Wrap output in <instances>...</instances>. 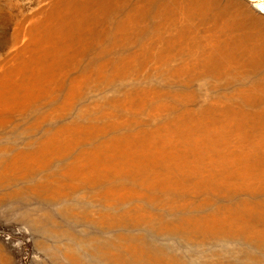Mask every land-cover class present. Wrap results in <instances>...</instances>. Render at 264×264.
Returning <instances> with one entry per match:
<instances>
[{"label":"bare ground","instance_id":"1","mask_svg":"<svg viewBox=\"0 0 264 264\" xmlns=\"http://www.w3.org/2000/svg\"><path fill=\"white\" fill-rule=\"evenodd\" d=\"M217 1H57V17L43 35L55 21L67 31L55 40L62 43L56 52L65 60L62 69H75L76 55L88 57L89 71L111 86L139 74L149 59L161 73L185 56L170 71L186 88L223 76L227 85L246 86L223 97V106L216 98L189 108L193 96L173 95L180 110L163 105L156 92L131 87L122 107L77 110L76 119L55 125L49 122L70 115L80 95H0V190H8L0 202L19 212L40 246L52 243L70 264H264V26L235 11L224 27L227 13L212 9ZM252 6L264 15L262 4ZM214 24L225 40L213 34ZM233 30L241 32L239 40ZM134 45L137 51L114 62ZM36 46L35 62L24 65L44 71L57 65L46 47ZM41 100L61 104L47 115L32 113ZM25 109L34 119L15 123ZM235 129L236 155L227 154L222 165L212 148L232 140ZM202 150L215 153L214 168L203 165ZM12 182L20 188L10 190Z\"/></svg>","mask_w":264,"mask_h":264},{"label":"rangeland","instance_id":"2","mask_svg":"<svg viewBox=\"0 0 264 264\" xmlns=\"http://www.w3.org/2000/svg\"><path fill=\"white\" fill-rule=\"evenodd\" d=\"M57 1L58 0H0V95H16L14 92H17V95H80V97L75 99V104L72 107V110L69 111L70 115L64 117L63 119H54L52 122H49V124L55 125L69 122L71 117L76 119L78 115L72 116V114H77V110L81 111L85 108L98 107L99 109H103L104 113L116 110L122 107V97L123 95H126L127 90L129 91V89H132L131 87H133V89L143 88L149 90V93L152 92L153 94L156 92L157 95H161L160 102L163 105H173L175 109L177 108V110H180L182 108V105L179 102L180 100L177 102L176 99L172 98L173 95L178 94L181 96H186L189 94L187 96H193L196 102L192 101L189 104L190 106L188 105L189 108L198 106V103L200 102L202 104L204 101L207 103V101L213 102L217 101V99L223 106L228 103V100L223 99V97L233 95L235 89L246 86L240 84L239 82L233 85H227L226 81H230V78L223 76L219 80H216L215 78H203L200 79L201 81L196 80L186 88L184 86V78L176 76L174 77L170 71L172 67V69L181 67L183 65V61L186 59L185 56V58H178L171 62L167 69H164L161 73L156 71L157 65L155 61L149 59L145 62V65L139 74L135 73L123 79H120L119 77L117 79H113L111 86L106 84L104 85V80L100 78L98 73H96L94 70L89 71L90 68L88 67V57L81 58L82 56L80 57V55H76V61L73 63H78V66L73 70H70L69 68L62 69L59 64L65 60L56 53L57 49H61L62 43L57 42L55 45V40L58 36L67 34V31H60V26L55 24V21V25L53 24V32L51 34H46V37L43 35L47 31L46 27H50V24H52L54 20L53 18L51 19V17H57V8H55L57 6ZM255 1L256 3L251 2V0H218L216 3L214 2L215 4L213 3L212 9L214 11H219L220 9L221 11H225L227 13V17L222 19L223 25L226 28L228 24L227 20L231 16L234 17L233 13L235 11L236 15H238L239 12H241V14L242 12L247 13L251 19H255V21H257L259 28H263L264 15L260 14L259 11H261V9L258 8L255 10L252 5L257 3L262 4V9H264V0ZM132 2L138 3L139 0H132ZM228 8L230 10L226 11ZM249 25L250 23H248V26ZM209 27L211 28L212 26L209 25ZM211 29H215V24ZM200 30V34H202L203 30ZM227 30L226 33H228ZM215 31L217 30L215 29L213 31L214 35L220 36L223 40L226 39L225 35L216 34L214 33ZM73 32L74 31L71 30L70 34ZM101 35L104 36L102 33L99 34L95 39H100ZM169 35H172V31L170 30L164 32L162 36L165 39H168L170 37ZM234 35L236 38H238L241 36V32H234ZM39 37L42 38L39 39ZM37 41L39 42L37 43ZM36 44L46 47L47 51H50V58H52L50 61H53L54 64L57 65H53L49 69L47 68V71H44L33 65H24L25 63L30 64L31 62H35L34 57H30L34 53V49L37 47ZM67 44L71 45L72 43L67 42ZM133 47L129 49L126 54H124L125 51L115 54L113 60L118 59L123 55L126 56L128 54H132V52L138 50L136 45ZM94 54L95 52L92 51L89 55V58ZM114 62H117V60H114ZM172 63L173 65H171ZM62 72L65 73L63 78L60 77L61 75H64ZM110 72L111 71L108 69L107 74H110ZM164 75L165 77H163ZM74 78L81 80L78 86H74V84L71 83V80ZM37 84H41L43 87L41 88L40 85L37 86ZM32 90H34V92ZM136 91L137 90L131 92V95H140L137 93L134 94ZM158 91L160 92L158 93ZM164 91L166 92L164 93ZM36 92H39V94H36ZM58 98L60 99V97ZM132 99L137 104L140 101L139 98ZM43 102L44 101L41 100L39 104L42 105ZM192 103L193 106H191ZM60 104L61 103L59 101H56L51 105L45 104L42 105L40 109H32L31 112L36 114L37 112L39 113L40 110V113L42 112L43 114L47 115L53 113L55 110L54 107H59ZM150 106L151 105H148L146 107L150 108ZM233 106L234 105H232V108ZM126 107L128 108L129 106L127 105ZM131 109L134 111L135 108L131 107ZM0 110L3 112L1 107ZM28 110L29 109H25L26 114L24 113L23 117L16 113V115L13 117L15 123H28L31 118L34 119L32 115L29 116ZM118 117H121V115ZM245 131L247 133L250 132L249 128H246ZM237 134L239 133L236 132L235 129L232 140L227 142L225 145L219 144L215 148H212V150L216 151V159L222 165L231 159L226 157L227 154L234 152V155H236L237 150H235L234 146L236 143ZM200 154L205 160L203 165L214 168V160L211 157L214 156L215 153H208L207 151L202 150L200 151ZM206 154L209 156V158L205 157ZM233 160L236 163V157H234ZM9 175L12 176L13 174L10 173ZM8 185H10V190H12L13 186L15 187L17 184L12 182ZM15 188L17 189L20 187L17 185ZM199 188L202 191H205V187L203 188L200 186ZM7 192L8 190H0V196L4 197ZM23 222L24 221L20 219V214L17 210H11L4 206V203L0 202V264H70L69 262L71 260H68L61 256V254L54 252L51 245L52 243H45V245H47L45 246L46 248L40 246V244L43 243L41 237L35 235L34 232L31 231L30 226L25 224L26 222ZM53 240L57 241L55 238H53ZM61 245L63 244L58 243V246ZM49 246L50 248H48ZM77 249L78 245H74L72 251H74L75 254L80 258H84L86 254L78 252ZM94 252L97 253L96 251Z\"/></svg>","mask_w":264,"mask_h":264}]
</instances>
